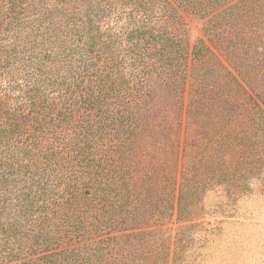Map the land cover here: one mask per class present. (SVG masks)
<instances>
[{
  "label": "trees",
  "instance_id": "1",
  "mask_svg": "<svg viewBox=\"0 0 264 264\" xmlns=\"http://www.w3.org/2000/svg\"><path fill=\"white\" fill-rule=\"evenodd\" d=\"M262 4L0 0V264H101L139 235L122 230L135 214L137 159L156 153L141 143L156 134L177 137L178 155L183 134V179L169 204L172 215L177 191L180 214L187 146L205 138L202 117L231 74L208 43ZM183 12L206 20L191 50ZM164 92L173 107L161 106Z\"/></svg>",
  "mask_w": 264,
  "mask_h": 264
},
{
  "label": "rangeland",
  "instance_id": "2",
  "mask_svg": "<svg viewBox=\"0 0 264 264\" xmlns=\"http://www.w3.org/2000/svg\"><path fill=\"white\" fill-rule=\"evenodd\" d=\"M262 1L260 15L223 33L219 43H208L231 74L217 81L219 102L202 117L205 138L187 146L190 170L181 213L177 191L172 215L169 204L183 179V134L179 155L177 137L156 134L141 143L146 151L155 144L156 153L137 159L129 206L135 218L122 230L139 235L106 250L101 264H264V125L257 116L264 110ZM182 14L191 50L198 37H206V20ZM163 95L161 106L173 107L175 101Z\"/></svg>",
  "mask_w": 264,
  "mask_h": 264
}]
</instances>
